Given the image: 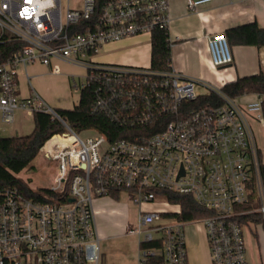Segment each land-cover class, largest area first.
Returning a JSON list of instances; mask_svg holds the SVG:
<instances>
[{
    "label": "built area",
    "instance_id": "1",
    "mask_svg": "<svg viewBox=\"0 0 264 264\" xmlns=\"http://www.w3.org/2000/svg\"><path fill=\"white\" fill-rule=\"evenodd\" d=\"M209 1L187 0V7ZM96 5L81 0L80 8L68 3L64 10L62 0H0V47L9 48L0 61V119L11 123L24 110L47 114L63 127L41 148L58 162L48 200L0 186V264H105L93 203L118 191L136 204L162 201L175 208L140 212L137 228L128 230L143 236L137 264H190V224L203 230L211 264H264L262 256L250 259L248 245L249 236L257 244L264 239V179L255 133V124L264 130V94L241 102L172 67L163 72L97 61L110 43L169 31L171 17L169 0H110L99 12ZM208 47L215 67L232 63L225 33L209 36ZM56 62L84 69L74 88L92 93L94 112L121 127L150 130L116 140L97 128L74 130L31 84L29 66L60 74ZM20 70L28 96L19 89ZM196 86L221 103L190 107L203 95ZM158 191L189 196L207 214L180 220L181 205Z\"/></svg>",
    "mask_w": 264,
    "mask_h": 264
},
{
    "label": "crops",
    "instance_id": "2",
    "mask_svg": "<svg viewBox=\"0 0 264 264\" xmlns=\"http://www.w3.org/2000/svg\"><path fill=\"white\" fill-rule=\"evenodd\" d=\"M169 4L172 68L189 78L211 86L221 84L222 87L238 78L264 73V46L237 45L230 42L233 61L224 67H215L212 64L208 47V37L211 35L228 34L231 29L250 23L264 28V0H210L194 10L188 9L187 0H169ZM145 36L149 37L147 42H143ZM151 51V37L138 35L106 45L101 54H109L111 62L108 64L150 67ZM56 64L61 66L68 63ZM43 67L52 73L50 67ZM75 75L77 74H69L72 78ZM253 98L254 95L250 94L238 100L248 102ZM118 200L119 198L111 196L94 200L93 208L101 240L112 241L124 234L126 222L115 219ZM249 254L251 259V253ZM111 256L113 258L107 263L102 254L105 264H137V258L123 262L117 258L116 253Z\"/></svg>",
    "mask_w": 264,
    "mask_h": 264
},
{
    "label": "trees",
    "instance_id": "3",
    "mask_svg": "<svg viewBox=\"0 0 264 264\" xmlns=\"http://www.w3.org/2000/svg\"><path fill=\"white\" fill-rule=\"evenodd\" d=\"M110 0H96L97 12ZM227 35L230 42L237 45L264 46V28L256 23L239 26L231 29ZM151 65L157 71H168L171 68V42L168 30H156L151 36ZM8 46L0 47V61L6 58ZM6 53V54H5ZM222 91L232 98H240L250 94H264V73L252 76L241 77L222 87ZM221 103L213 93H206L189 104L197 108L207 105H218ZM60 116L74 129L84 130L97 128L106 133L111 140L128 138L131 132H148L151 127L142 128L128 126L121 127L113 123L104 114L93 110V95L90 91L81 92L80 101L72 109H57ZM35 129L27 136L0 138V186L15 187L25 197L35 200H48L46 195L50 194L48 188L33 190L18 175L28 168L40 154L44 143L53 135L63 132L62 125L53 120L49 115L36 113L34 115ZM163 120V119H161ZM160 120V121H161ZM158 121V122H160ZM169 119H164V124ZM154 132V130L152 131ZM262 177L264 179V163L261 165ZM160 197L165 198L169 203L181 205L182 213L177 218L190 221L203 217L207 213L197 207L193 199L186 195H179L169 191H158ZM120 191L113 193L112 197L119 198Z\"/></svg>",
    "mask_w": 264,
    "mask_h": 264
},
{
    "label": "rangeland",
    "instance_id": "4",
    "mask_svg": "<svg viewBox=\"0 0 264 264\" xmlns=\"http://www.w3.org/2000/svg\"><path fill=\"white\" fill-rule=\"evenodd\" d=\"M64 10L67 9L68 3L71 8H80L81 0H62ZM149 40L148 36L143 38V42ZM97 61L101 63H110L108 53H102L97 56ZM60 74H50L43 66L38 64L29 66V74L32 77L31 84L36 91L45 99V101L55 109H72L78 105L81 96V90L75 89L74 85L79 83L80 75L85 71L81 66L63 64L60 66ZM69 74H77L73 78ZM68 75V76H67ZM214 88L222 89L221 84H212ZM19 89L22 96L29 95V83L26 76L20 70L19 72ZM199 93L205 94L208 91L201 86H196ZM35 129L34 116L24 110H17L11 123H3L0 119V138H12L30 135ZM92 133V132H90ZM258 146L261 152V160L264 163V132L260 125L255 126ZM58 176V162L48 158L44 153L36 157L32 164L18 175L31 189L37 190L50 188L56 184ZM117 213L115 219L124 220L126 228L123 230V236L112 241L101 240V252L106 258L107 263L113 258L112 253L117 254L119 260H135L139 249V240L143 236L128 233L129 229L137 228V219L140 212L165 210L173 211L175 208L162 205V201L156 203L136 204L129 199L127 193L122 192L119 196ZM126 217H125V216ZM149 226H143L142 230L148 229ZM187 241L189 248L190 264H211L209 258V248L206 243L203 230L196 224H190L186 228ZM249 253L251 260L257 262L260 256L264 262V239L260 237L259 244L249 236L248 238Z\"/></svg>",
    "mask_w": 264,
    "mask_h": 264
}]
</instances>
